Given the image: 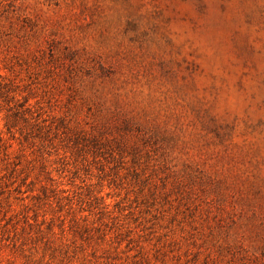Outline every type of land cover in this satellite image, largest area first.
<instances>
[{
  "label": "rangeland",
  "instance_id": "obj_1",
  "mask_svg": "<svg viewBox=\"0 0 264 264\" xmlns=\"http://www.w3.org/2000/svg\"><path fill=\"white\" fill-rule=\"evenodd\" d=\"M0 73V264H264V0H0Z\"/></svg>",
  "mask_w": 264,
  "mask_h": 264
},
{
  "label": "trees",
  "instance_id": "obj_2",
  "mask_svg": "<svg viewBox=\"0 0 264 264\" xmlns=\"http://www.w3.org/2000/svg\"><path fill=\"white\" fill-rule=\"evenodd\" d=\"M21 99L18 98V92L11 84V80L0 73V100L6 103V117L9 119L6 122L8 129L17 125V121L13 119L14 117L20 116V114L22 115L30 109L29 106H26L27 100L21 101Z\"/></svg>",
  "mask_w": 264,
  "mask_h": 264
}]
</instances>
